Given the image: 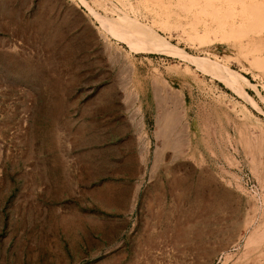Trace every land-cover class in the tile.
Listing matches in <instances>:
<instances>
[{
    "label": "rangeland",
    "instance_id": "rangeland-1",
    "mask_svg": "<svg viewBox=\"0 0 264 264\" xmlns=\"http://www.w3.org/2000/svg\"><path fill=\"white\" fill-rule=\"evenodd\" d=\"M251 231L264 0H0V264H264Z\"/></svg>",
    "mask_w": 264,
    "mask_h": 264
},
{
    "label": "bare ground",
    "instance_id": "bare-ground-1",
    "mask_svg": "<svg viewBox=\"0 0 264 264\" xmlns=\"http://www.w3.org/2000/svg\"><path fill=\"white\" fill-rule=\"evenodd\" d=\"M55 36V35H54ZM225 85L227 86V87H230V85H229V83L226 81L225 82ZM155 86V85H154ZM164 86H166V85H164ZM156 88V87H155ZM158 89H159V91H158ZM158 89H155L154 90V94L156 95L157 94V92H159L160 93V91L162 92L163 91V89L164 88H161V87H159L158 86ZM132 91V90H131ZM127 92V91H126ZM131 93V92H130ZM158 93V94H159ZM135 94V95H134ZM157 94V95H158ZM127 95H128V93H127ZM134 95V96H133ZM133 95H132V97L130 96V101L132 102V103H135V101H139L140 100V94H139V92H137L136 91V93H133ZM163 95V94H162ZM161 95V96H162ZM125 96V95H124ZM154 96V95H153ZM159 96V95H158ZM158 96L156 97V98H158ZM134 97V100H131V98H133ZM155 97H153V98H155ZM181 97L182 96H180V97H177V103L179 104V105H181L182 104V101H181ZM160 98H162V97H160ZM159 98V99H160ZM165 100L166 98H162V99H160V101H162V100ZM127 100H128V98H127ZM156 100V99H155ZM174 100V99H173ZM129 101V100H128ZM167 101H168V99H167ZM167 101H165V102H167ZM124 102V101H123ZM130 102V103H131ZM156 105L157 104H159L158 102V100H156ZM174 102H176L175 100L173 101V103ZM131 103V105H133ZM176 104V103H175ZM175 104H174V106H175ZM127 105V104H126ZM129 106H130V104H128ZM156 105H155V107H156ZM160 105V104H159ZM179 105H176V106H179ZM175 106V107H176ZM158 107V106H157ZM161 106H159V108H160ZM127 108V107H126ZM162 108V107H161ZM165 108H167L166 106H165ZM174 108V107H173ZM138 110V109H137ZM157 110V109H156ZM160 110V109H159ZM175 110H176V108L175 109H173V110H171V111H167V110H165L164 111V109H162V111H163V113L161 112V118L160 119H157L156 120V125H157V128L156 129H158V132L160 131L161 132V130L163 129V131H162V133H159V134H162V136L165 138L164 140H165V143H164V145L165 144H168V142H167V140H169V138H170V135H172L173 134V131H174V129H176L175 127L177 126V124L180 122V118L179 119H177L175 116H174V114L176 113L175 112ZM179 110V109H178ZM161 111V110H160ZM137 113H139V111H137L136 112V114ZM141 118V117H140ZM185 126V125H184ZM177 129H180V128H177ZM74 131V130H73ZM139 131V130H138ZM184 129H182V130H179V132L177 131V134H175V140H174V142H172V140H171V142L173 143V144H175V146L176 145H180V144H178V143H181L182 142V140H183V136H185L186 137V134H184ZM175 133V132H174ZM156 134V133H155ZM173 137V136H172ZM59 138V137H58ZM174 139V138H173ZM60 140V139H59ZM245 140V139H244ZM185 141V140H184ZM246 141V140H245ZM140 142V141H139ZM164 142V141H163ZM169 143L168 145H172V143ZM170 145V146H171ZM175 146H174V148L173 149H175ZM168 147V146H167ZM180 146H178V148H179ZM162 148V147H161ZM163 148H165V147H163ZM162 148V149H163ZM171 148V147H170ZM171 148V149H172ZM142 149V148H141ZM160 148H159V152H160ZM61 151V150H60ZM164 151V150H163ZM154 152V151H153ZM158 151H157V149H155V153H154V160L152 161L153 163L152 164H155V163H157V161L159 162V161H161V158H160V155L158 154L159 153ZM179 152V151H178ZM163 153V152H162ZM180 154V153H179ZM138 155V154H137ZM165 155V154H164ZM153 158V157H152ZM160 159V160H159ZM198 182V181H197ZM139 186V185H138ZM199 192V191H198ZM202 192H203V190H202ZM197 193V192H196ZM187 195V194H186ZM245 228V227H244ZM177 229V228H176ZM259 229V228H258ZM258 229H257V231H258ZM244 230V229H243ZM251 233V234H250ZM249 234L250 235H248L247 236V239L245 240L246 241V243H245V247L247 248V249H249L247 252H248V255H249V253L250 254H256V253H258V249H259V246L261 245V243H262V240H263V237L262 236H260L259 234H257L256 233V231L255 232H253L252 233V231L250 232ZM242 237V236H241ZM244 241V242H245ZM264 241V240H263ZM222 246V245H221ZM219 247V246H218ZM201 248V247H200ZM244 252V251H243ZM203 254V253H202ZM247 254V253H246ZM202 256V255H201ZM263 256V255H262ZM228 258L226 257V260H227ZM254 259V258H253ZM252 259V260H253ZM253 261H255V260H253ZM251 262V261H250ZM249 262V263H250Z\"/></svg>",
    "mask_w": 264,
    "mask_h": 264
}]
</instances>
